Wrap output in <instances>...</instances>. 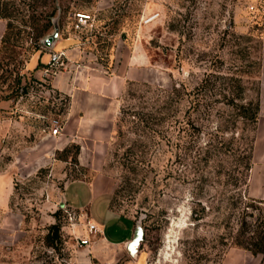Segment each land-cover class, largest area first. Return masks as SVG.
<instances>
[{"label":"rangeland","instance_id":"1","mask_svg":"<svg viewBox=\"0 0 264 264\" xmlns=\"http://www.w3.org/2000/svg\"><path fill=\"white\" fill-rule=\"evenodd\" d=\"M43 2L36 0L37 13L51 11ZM55 6L40 37L26 6L15 13L26 26L14 22L19 33L11 30L6 41L7 20L0 19V264H87L88 221L65 206L61 191L67 181L96 175L113 190V211L141 227L142 264H264L261 254L233 244L242 210L249 223L264 215V199L249 184L251 170L264 163V124L258 129L238 108L259 102L264 82V0ZM76 13L90 15V25L75 29ZM54 20L58 37H74L106 75L130 50L146 63L119 97L108 133L94 135L95 170L78 165L77 142L51 150L70 98L54 92L47 76L63 64L48 63L43 80L26 69L34 54L53 52L42 41ZM261 187L256 182L253 192ZM52 225L59 238H50L51 247L45 237Z\"/></svg>","mask_w":264,"mask_h":264},{"label":"crops","instance_id":"2","mask_svg":"<svg viewBox=\"0 0 264 264\" xmlns=\"http://www.w3.org/2000/svg\"><path fill=\"white\" fill-rule=\"evenodd\" d=\"M82 49L71 36H59L51 49L63 53L64 58L61 68L47 76L50 88L70 98L63 132L57 136L56 147L51 150H62L70 142H77L78 165L95 170L101 160L94 135L108 133L119 97L128 82L138 79V64L146 63L139 57L137 49L130 50L122 60L112 64V74L106 75L99 64L88 60L89 56ZM48 63L49 54H34L26 69L33 73L34 78L43 80ZM39 64L46 67L37 68ZM257 121L260 129L264 124V82L259 96ZM84 138L90 140L89 144L83 142ZM255 167L249 178L250 191L254 197L264 199V163H258ZM256 182L262 187L254 193L252 187ZM112 192L107 181L96 175L92 180L67 181L61 195L66 207L79 213L80 220L88 221L96 229V232H83L88 241L84 249L87 264H142L139 246L135 250L130 247L136 223L130 217L113 211Z\"/></svg>","mask_w":264,"mask_h":264},{"label":"trees","instance_id":"3","mask_svg":"<svg viewBox=\"0 0 264 264\" xmlns=\"http://www.w3.org/2000/svg\"><path fill=\"white\" fill-rule=\"evenodd\" d=\"M26 0H0V19L7 20L6 24V33L4 36V41L7 40L9 32L11 30L16 29L19 33V29L17 25L26 26V21H20L15 16V13L20 9L21 6H26L27 10H30L34 13L31 14V21L35 25L34 30L36 31V37L42 36V34L51 26V18L54 16L56 11L55 0H44L43 4H47L51 11L42 14L43 12L40 11L39 13L36 12V0H31L28 3L25 2ZM37 13V15H36ZM28 17V19H29ZM39 20H46L44 24L40 27L36 28V24ZM38 51V48L34 49V52ZM249 107V108H248ZM248 107L244 105H239V116L244 119L248 118L250 122H257L258 119V111H259V102L257 101L254 106L251 102H249ZM75 149V153L78 152V146L73 147ZM250 157H246V163L244 169L250 170L251 163H249ZM245 207H248L246 205ZM244 211L242 210V214L240 219L237 222V231L236 237L233 241V244L243 250L250 252L252 255L261 254L264 260V215H259L256 217L251 223L245 221ZM49 232L45 239L47 240L48 246H53L52 242H48L50 238L56 240L59 238V227L57 225H52Z\"/></svg>","mask_w":264,"mask_h":264},{"label":"built area","instance_id":"4","mask_svg":"<svg viewBox=\"0 0 264 264\" xmlns=\"http://www.w3.org/2000/svg\"><path fill=\"white\" fill-rule=\"evenodd\" d=\"M75 23L74 27L75 29H82L90 25V22L92 21V18L90 15L85 13H76L74 16ZM64 57L63 53L61 52H50L49 54V65L50 66H60L62 65V58ZM52 130L50 132L51 136H56L59 134V122L57 120H52ZM88 231L89 232H96L95 227L92 224L88 223Z\"/></svg>","mask_w":264,"mask_h":264},{"label":"water","instance_id":"5","mask_svg":"<svg viewBox=\"0 0 264 264\" xmlns=\"http://www.w3.org/2000/svg\"><path fill=\"white\" fill-rule=\"evenodd\" d=\"M57 39H58V26H57V21L54 20L53 33L51 35H48L46 38H44L42 44L48 49H52ZM142 235L143 233L141 227L136 224V230L132 238V241L130 243V247L132 250H135L140 245V242L142 241Z\"/></svg>","mask_w":264,"mask_h":264}]
</instances>
